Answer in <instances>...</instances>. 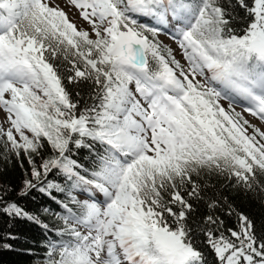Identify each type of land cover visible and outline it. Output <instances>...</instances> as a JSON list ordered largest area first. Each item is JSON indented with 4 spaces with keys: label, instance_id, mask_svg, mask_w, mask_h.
Instances as JSON below:
<instances>
[{
    "label": "snow or ice",
    "instance_id": "6c2138e0",
    "mask_svg": "<svg viewBox=\"0 0 264 264\" xmlns=\"http://www.w3.org/2000/svg\"><path fill=\"white\" fill-rule=\"evenodd\" d=\"M67 4L91 31L0 0V160L28 165L0 215L44 230L42 264H264V224L212 182L264 194V0ZM33 190L50 204L11 198Z\"/></svg>",
    "mask_w": 264,
    "mask_h": 264
},
{
    "label": "trees",
    "instance_id": "16d2710c",
    "mask_svg": "<svg viewBox=\"0 0 264 264\" xmlns=\"http://www.w3.org/2000/svg\"><path fill=\"white\" fill-rule=\"evenodd\" d=\"M69 87L71 88V86ZM81 154L86 156L87 150H82ZM23 164L24 169H27L26 160H23ZM24 169L20 167V163L14 158H10V162L0 160V184L11 185L18 190L25 178ZM257 179L264 183V177L258 175ZM212 182L216 184L219 191L228 196V202L236 212H243L257 225L264 224V194H243L235 189L220 187L218 181L213 180ZM11 198L18 200L28 211H34L42 205L48 206L50 204L48 197L36 190H33L29 196L22 198H18L15 193H12ZM52 207L55 208V205H52ZM198 210L202 213L206 209L201 205ZM226 212L227 208L225 207L219 215L224 219L225 224L231 227L234 225L236 217H229ZM45 222L51 221L45 219ZM8 233L19 237V239L9 241L13 245V250L0 249V264H42L45 234L39 225L27 220L10 219L0 215V236Z\"/></svg>",
    "mask_w": 264,
    "mask_h": 264
},
{
    "label": "rangeland",
    "instance_id": "374dc122",
    "mask_svg": "<svg viewBox=\"0 0 264 264\" xmlns=\"http://www.w3.org/2000/svg\"><path fill=\"white\" fill-rule=\"evenodd\" d=\"M56 3L60 5V7L68 14L69 19L76 24L78 29H85L91 31L90 25L84 21L80 15L79 12L70 5L67 4V0H56ZM160 39H162L163 44L171 47L174 51V55H176L177 59H181V54L179 49L176 47L175 43L169 38L168 35L164 34L163 32L159 35ZM183 63V61H182ZM248 117H250V122L254 125H256L258 128H263L264 126L262 123L257 119L253 118L251 115L248 114ZM4 118V113H0V121H2ZM247 118V117H246ZM5 128L8 127L7 124L3 125ZM251 130V129H250Z\"/></svg>",
    "mask_w": 264,
    "mask_h": 264
}]
</instances>
